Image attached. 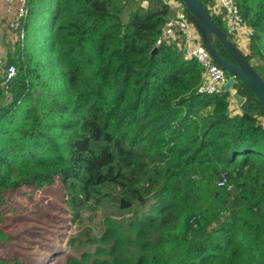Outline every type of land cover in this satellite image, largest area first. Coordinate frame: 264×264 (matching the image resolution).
Masks as SVG:
<instances>
[{
    "label": "trees",
    "instance_id": "trees-1",
    "mask_svg": "<svg viewBox=\"0 0 264 264\" xmlns=\"http://www.w3.org/2000/svg\"><path fill=\"white\" fill-rule=\"evenodd\" d=\"M238 5L254 30L242 53L264 78V0ZM172 14L162 0H29L24 41L0 54L17 67L9 100L0 62V264L65 253L56 231L29 249L4 230L10 200L39 202L30 193L57 182L74 221L109 201L129 213L70 238L65 264H264V107L238 77L249 112L232 113L230 91H201L204 67L179 32L165 37Z\"/></svg>",
    "mask_w": 264,
    "mask_h": 264
},
{
    "label": "rangeland",
    "instance_id": "rangeland-1",
    "mask_svg": "<svg viewBox=\"0 0 264 264\" xmlns=\"http://www.w3.org/2000/svg\"><path fill=\"white\" fill-rule=\"evenodd\" d=\"M126 17L127 13L125 14V18ZM51 18L52 15L49 12V14L46 15L45 21L42 17L39 18L37 25L44 26L45 31L48 32L52 23ZM230 37L234 43L237 44V47L241 51L244 52L245 50L244 54H248L249 49L247 46L243 47L242 45V48L240 45H238L236 39L233 36ZM7 43V46L9 47L8 49H10L12 52L15 51L16 44H12L11 41ZM231 110L232 113L238 111L237 108H233ZM261 121L264 124V117L261 118ZM58 187L59 182H57L54 186L45 187L42 190L31 192L30 195L36 199H39V202H34L32 198L26 193L18 194L13 200H10L12 209L10 208L8 211L10 213L8 215L9 217L6 219V221H4V230L8 236H11L18 243H22V245L29 247V249L37 246V241H43L49 244L50 241L47 239L51 240V238L47 233L56 231L62 238V250L65 251V253L63 252L64 254L61 256H54L53 259L55 260L53 261V264H65L66 260L68 259V253L72 251L69 244L70 238L82 234L86 235L88 231L90 232L91 236H100L102 234L105 218L107 216L120 219L121 217L129 216V213L119 211L116 205L109 201L105 202L104 205L95 207L93 209L84 210L82 212L81 219L74 221L71 218L72 215L70 212L65 213L63 209H60L61 214L58 213L59 211L57 205L54 203V201L62 197V195L57 197L56 189ZM28 207H30V209ZM54 213L57 214L54 215ZM26 229L30 231L29 240H26L22 237V231ZM53 241H55V244H53L54 247H57V245H59L57 243L58 240L56 238H52V242ZM49 246H51V244ZM0 253H5V251L1 250Z\"/></svg>",
    "mask_w": 264,
    "mask_h": 264
},
{
    "label": "built area",
    "instance_id": "built-area-1",
    "mask_svg": "<svg viewBox=\"0 0 264 264\" xmlns=\"http://www.w3.org/2000/svg\"><path fill=\"white\" fill-rule=\"evenodd\" d=\"M2 1L5 4V10L8 16V28L11 36L10 41L12 44H22L25 39L23 19L28 12L29 0ZM213 1L217 10L223 14L228 33L236 39L238 45L241 47L242 45L243 47H248L254 30L244 21L239 9L238 0ZM162 2L171 7L172 11H174L171 19L174 21V25L184 41V56L188 59H196L204 67L201 91L208 94H223L230 91L231 95H233L235 90L228 89L225 86L229 80L226 73L227 70L214 60L210 51L205 46L201 34L192 20L190 12L183 0H162ZM4 41L5 34L0 31V54H2V50L5 47ZM0 62L4 68L6 76L5 89L7 97L10 100L9 84L17 75V67L14 64L4 63L3 60ZM218 185H227L229 190L232 188V185L227 183L226 178L221 179Z\"/></svg>",
    "mask_w": 264,
    "mask_h": 264
},
{
    "label": "water",
    "instance_id": "water-1",
    "mask_svg": "<svg viewBox=\"0 0 264 264\" xmlns=\"http://www.w3.org/2000/svg\"><path fill=\"white\" fill-rule=\"evenodd\" d=\"M183 2L189 10L205 46L210 51L214 60L232 74L225 86L228 89H232L236 77L242 79L264 107V78L261 74L247 61L245 55L229 39L227 33L215 23L209 9L203 4L202 0H183ZM218 43L229 53L232 60L223 55L218 47ZM232 96L242 111L249 112L251 110L247 99L236 90Z\"/></svg>",
    "mask_w": 264,
    "mask_h": 264
},
{
    "label": "crops",
    "instance_id": "crops-1",
    "mask_svg": "<svg viewBox=\"0 0 264 264\" xmlns=\"http://www.w3.org/2000/svg\"><path fill=\"white\" fill-rule=\"evenodd\" d=\"M173 14H174V11H173ZM173 17H174V15H173ZM174 24H175L174 21L171 19V22L167 25V27L165 29V37L166 38L169 37V38L175 40L179 37L178 31H177ZM0 31H2L5 34V41L4 42L5 43L10 42L11 36H10V30L8 28V16H7V13L5 10V4L2 0H0ZM11 43H9V44H11ZM7 45H8V43L5 44V47L2 50L3 52L6 50ZM231 101L233 103L231 106V109L237 108L238 111H236V112H239L241 109L237 105L236 101L233 99H231ZM236 112H233V113H236Z\"/></svg>",
    "mask_w": 264,
    "mask_h": 264
}]
</instances>
